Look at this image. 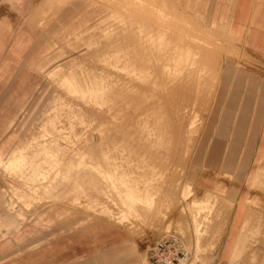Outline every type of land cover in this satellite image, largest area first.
<instances>
[{"label":"rangeland","instance_id":"374dc122","mask_svg":"<svg viewBox=\"0 0 264 264\" xmlns=\"http://www.w3.org/2000/svg\"><path fill=\"white\" fill-rule=\"evenodd\" d=\"M207 2L209 13L199 16L188 0H0V147L40 131L28 157L44 197L20 204L22 236L0 239L2 260L148 264L154 242L175 233L189 251L182 264H264V247L251 245L264 242V150L245 164L237 149L224 163L233 131L221 110L239 89L237 72L259 71L264 81V60L231 30L238 0ZM74 25L81 29L73 32ZM153 102L170 118L161 123L169 133L149 129ZM180 105L187 106L181 124L173 116ZM138 122L146 124L141 135ZM12 183L0 173V192ZM152 197L158 203L146 217L136 202ZM240 204L257 229L237 230L236 240L245 241L227 249Z\"/></svg>","mask_w":264,"mask_h":264},{"label":"crops","instance_id":"0c3cea01","mask_svg":"<svg viewBox=\"0 0 264 264\" xmlns=\"http://www.w3.org/2000/svg\"><path fill=\"white\" fill-rule=\"evenodd\" d=\"M180 1L182 2V0ZM188 1L191 8L195 7L194 13L196 12L199 16L205 12L209 13V9L212 7L207 0ZM188 4L186 5L188 6ZM213 5L215 6V3ZM72 6L74 7L75 3L71 5L70 10L67 11L68 13L73 9ZM211 12L214 13V10H210ZM84 14L87 15V12ZM88 18H82V20ZM231 19L230 27L236 38L244 42L247 51L264 60V0H238ZM80 29V25L70 26V30L73 32H77ZM62 36L65 39L67 38L65 33ZM19 42L20 38L17 39L16 44ZM258 74H260L259 71H251L243 76L237 72L234 86L239 89L234 90L233 94L229 95L226 98L227 100L225 99L227 109L225 111L221 109L223 112L222 122H224L225 128L229 127L230 129L228 135L233 131L230 146L224 148L225 155L227 153V160L224 163L227 165L231 162V158L235 156L237 149L243 152L245 164L248 160L249 163L252 162L253 156L257 157V151L264 150V81L259 79ZM242 87L244 88L243 92H241ZM220 131L222 132V127ZM38 134H40V131L34 133L30 139L22 144L19 143V140H16V137L12 136L9 139L10 141L8 140L4 143L5 146L0 147V173L18 181V184L12 183L10 189H4L3 193L0 192V206H3L5 211V213L1 212L0 208V239L8 235H14L20 239L22 236V225L27 219L24 210L20 208V204L24 207H30L31 204L44 198L39 197L41 192L37 190V185L35 184L36 176L30 169L36 166V164L34 165L35 160L28 157V152L35 149V138ZM239 134L244 136L243 142H240L241 146L236 142ZM219 145V142L213 143V148L209 155L211 160L216 158ZM241 208L246 209V212L241 213L237 210ZM237 209L232 215L228 232L229 236L227 237L228 241L225 243L227 249L232 247L236 241H238V245L239 242L245 241L246 236L236 240L237 236L235 233L237 230L244 229L254 232L257 229L256 226L250 224L251 220L247 213V208L240 204ZM53 212L55 213L49 212V214L56 215L59 213L54 210ZM41 213L38 214L36 220L43 222L42 218L46 215ZM251 245L264 247V242H255ZM2 257L5 256L0 255V264L13 263L11 259L2 260ZM253 259L256 260L255 256Z\"/></svg>","mask_w":264,"mask_h":264},{"label":"bare ground","instance_id":"6f19581e","mask_svg":"<svg viewBox=\"0 0 264 264\" xmlns=\"http://www.w3.org/2000/svg\"><path fill=\"white\" fill-rule=\"evenodd\" d=\"M109 1V0H108ZM151 1V0H150ZM138 4V3H137ZM117 5V4H116ZM141 5V4H140ZM151 7V6H150ZM147 10V9H146ZM145 10V12H147ZM149 10H151V9H149ZM154 11V10H153ZM161 12V11H160ZM147 18V17H146ZM141 27V26H140ZM157 34V33H156ZM140 36V35H139ZM151 36H153V35H151ZM157 37V36H156ZM151 38V37H150ZM154 39H156V38H153V39H151V41L152 40H154ZM163 39V38H162ZM164 41V40H163ZM159 42V41H158ZM145 45V44H144ZM148 46V45H147ZM179 46V45H178ZM164 47V46H163ZM178 48V47H177ZM135 49V48H134ZM170 49V48H169ZM181 49H183V47H181ZM187 50L188 49H186V48H184V52L186 51V53H188L187 52ZM162 51H164V50H162ZM173 51V50H172ZM171 51V53L173 54V52ZM177 51H178V49H177ZM189 51V50H188ZM158 52V51H157ZM176 52V51H175ZM180 52H182V50H180ZM170 52H169V54L170 55H172ZM177 53H179V52H177ZM190 55H191V53H192V51L190 50ZM181 56V58H182V55H183V53H182V55L179 53L178 54V56ZM185 55V54H184ZM188 55V54H187ZM187 55H186V58H185V60H187V58H189V57H187ZM155 56V55H154ZM162 56V55H161ZM180 56H179V58H180ZM189 56V55H188ZM149 57V56H148ZM168 57H169V55H168ZM172 57H177V55L176 56H172ZM178 57L175 59V58H172V61L174 62V64L175 63H177V60L179 59ZM180 58V59H181ZM158 59H160V58H158ZM169 60V59H168ZM183 61V62H186V61ZM190 59H188V61H189ZM162 61V60H161ZM187 63V62H186ZM162 64V63H161ZM173 64V63H172ZM168 66H169V64H168ZM59 67V66H58ZM58 67H56L57 69H58ZM149 67V66H148ZM174 67V66H173ZM175 67H176V65H175ZM59 68H61V67H59ZM68 68V67H67ZM150 68V67H149ZM193 68V67H192ZM157 69V68H156ZM163 69V68H162ZM165 69V68H164ZM169 69H170V66H169ZM195 69V68H194ZM56 70V69H55ZM148 70V69H147ZM172 71L174 70L173 68L171 69ZM141 71V70H140ZM195 71V70H194ZM149 72V71H148ZM165 72V71H164ZM176 72V71H175ZM151 73V72H150ZM135 74V73H134ZM147 74V73H146ZM155 74V73H154ZM199 75V74H198ZM163 76V75H162ZM196 76V75H195ZM171 77V76H170ZM200 77V76H199ZM164 78V77H163ZM162 78V79H163ZM197 78V77H196ZM161 79V80H162ZM165 79V78H164ZM170 80V79H169ZM198 81H199V79H197ZM177 81V80H176ZM176 81H175V83H176ZM187 81V80H186ZM165 82V81H164ZM167 82V81H166ZM201 81H199V83H200ZM161 83V82H160ZM169 83V82H168ZM187 83V82H186ZM188 85V84H187ZM196 85H197V82H196ZM165 86V85H164ZM168 86V85H167ZM200 86V84L198 85V86H196V87H199ZM170 87H172L171 85H170ZM189 87H190V85H189ZM192 87V86H191ZM196 87H195V89H196ZM168 88V87H167ZM165 89V88H164ZM194 89V88H193ZM194 89V90H195ZM199 89H200V87H199ZM132 90V89H131ZM193 90V91H194ZM198 90V89H197ZM160 91V90H159ZM164 91V90H163ZM171 91V90H170ZM200 91V90H199ZM207 91V90H206ZM191 92V91H190ZM133 93V92H132ZM161 93V92H160ZM168 93V92H167ZM188 93H189V91H188ZM194 93V92H193ZM202 93V92H201ZM166 94V93H165ZM171 94V93H170ZM169 94V95H170ZM195 94V93H194ZM197 92H196V94H195V97L197 96ZM171 96V95H170ZM192 97V96H191ZM194 97V98H195ZM166 98V97H165ZM175 98V97H174ZM190 98V97H189ZM193 98V99H194ZM143 99V98H142ZM172 99V98H171ZM189 100V99H188ZM198 100V99H197ZM171 101V100H170ZM157 102H158V100H157ZM162 102V101H161ZM169 102V101H168ZM171 102H174L173 100L171 101ZM176 102V101H175ZM191 101H189V103H190ZM153 103H155L153 106H151L149 109L150 110H148V111H151V115H152V120L154 119V123H152V124H155V126L153 125L152 127H149V129H152L153 131H156V132H165V131H167V127H165L164 125H162L161 123L163 122V118L165 119V121L167 122V123H170V118H167V116H164L160 111L158 112V110L157 109H159L160 108V106L162 105V103H161V105L159 104V105H157L156 104V102H153ZM170 103V102H169ZM169 103H167V104H169ZM189 103H187L188 105L187 106H189L190 104ZM193 103H194V100H193ZM181 104V103H180ZM183 104H185V102L183 103ZM186 105V104H185ZM187 106H178V108L176 107L175 109L177 110H173L174 111V114H173V116H174V118L175 117H181V115L185 112V111H187V109H185V108H187ZM170 107V106H169ZM169 107H168V109H169ZM174 107V106H173ZM173 109V108H172ZM148 111H146L147 113H148ZM172 111V110H171ZM178 112V113H177ZM171 113V112H170ZM169 113V114H170ZM173 113V112H172ZM171 113V114H172ZM150 114V113H149ZM176 114H177V116H176ZM128 115V114H127ZM186 115V112H185V114H184V119H185V116ZM148 116V115H147ZM146 116V117H147ZM150 116V115H149ZM170 116V115H169ZM168 116V117H169ZM172 115H171V117H173ZM188 116V115H187ZM173 118V119H174ZM191 118H193V117H191ZM191 118H189L188 120V123L186 124L190 129L192 128V126L193 125H191ZM126 119V118H125ZM151 119V118H150ZM176 119H179L178 121L180 122V124H181V120L183 119L182 117L181 118H176ZM150 121V120H149ZM175 121V120H174ZM173 121V122H174ZM177 120L175 121V122H178ZM183 121H185V120H183ZM193 122H196V121H194V120H192ZM131 122V121H130ZM143 122H144V120H143ZM172 122V123H173ZM166 123V124H167ZM165 124V125H166ZM183 124V126H184V122L182 123ZM195 124V123H194ZM146 124L144 123H142V122H138L137 124H135L134 126L138 129V132H140V134L139 135H141V133L144 131V129H146L145 126ZM118 126V125H117ZM176 126V125H175ZM182 126V127H183ZM118 128V127H117ZM175 128V127H174ZM178 128V127H177ZM193 130V129H192ZM153 131H151V132H153ZM172 131V130H171ZM151 132H149V133H151ZM168 132V131H167ZM169 133V132H168ZM168 133H167V135H168ZM193 133V132H192ZM151 134H155V133H151ZM109 135V134H108ZM157 135V134H156ZM173 135V134H172ZM190 135V134H189ZM164 136V135H163ZM157 137V136H156ZM165 137V136H164ZM173 137V136H172ZM143 138H144V136H143ZM167 138V137H166ZM147 139V138H146ZM164 140H165V138H164ZM164 140H163V142H164ZM170 140V139H169ZM174 140V139H173ZM172 140V141H173ZM190 140V139H189ZM126 141V140H125ZM146 141V140H145ZM151 141V140H150ZM161 141V140H160ZM166 142H167V140H165ZM175 141V140H174ZM81 142V141H80ZM90 142H92V141H90ZM114 142H116V141H114ZM128 142V141H127ZM140 143V142H139ZM87 144H89V143H87ZM108 144V143H107ZM128 144V143H127ZM142 144V143H141ZM157 144H159L158 143V141H157ZM136 145V144H135ZM166 145V144H165ZM172 145V144H171ZM91 146V145H90ZM96 146H97V144H96ZM108 146V145H107ZM141 146V145H140ZM144 146V145H143ZM163 146V145H162ZM93 147V146H92ZM167 148V147H166ZM83 149V148H82ZM109 149V148H108ZM141 153V152H140ZM126 154V153H125ZM152 154V153H151ZM141 155H142V153H141ZM130 157V156H129ZM93 158V157H92ZM128 167V166H127ZM154 168H152V170H151V172H153V171H155V170H153ZM135 172V171H134ZM149 172V171H148ZM150 172V173H151ZM152 174H154V173H152ZM154 177V176H153ZM155 177H156V175H155ZM154 177V178H155ZM153 179V178H152ZM153 183V182H152ZM157 186V185H156ZM97 187V186H96ZM152 188V187H151ZM153 193V192H152ZM154 197V196H153ZM151 198L150 200H148L147 202H145V201H143L142 199H140V200H142L143 202H140V201H138L137 200V204H136V206L138 207V209L140 210V209H143V212L145 211V213L147 214L146 215V217L147 216H150V214L153 212V210H154V207H155V205H156V199H154V198ZM155 198H156V195H155ZM158 200V199H157ZM207 201V200H206ZM139 202V203H138ZM159 202H160V200H159ZM207 202H209V200L207 201ZM158 203V202H157ZM168 205V204H167ZM162 206V205H161ZM136 207V208H137ZM156 209H157V207L155 208V211H156ZM163 209V208H162ZM135 210H137V209H135ZM141 213H139V215H140ZM156 214V213H155ZM136 215V214H135ZM165 215V214H164ZM128 217V216H127ZM184 263V262H183Z\"/></svg>","mask_w":264,"mask_h":264},{"label":"built area","instance_id":"2783aa9c","mask_svg":"<svg viewBox=\"0 0 264 264\" xmlns=\"http://www.w3.org/2000/svg\"><path fill=\"white\" fill-rule=\"evenodd\" d=\"M189 251L180 235L170 233L158 238L149 250L148 264H182Z\"/></svg>","mask_w":264,"mask_h":264}]
</instances>
